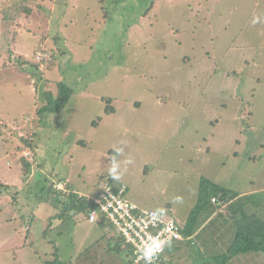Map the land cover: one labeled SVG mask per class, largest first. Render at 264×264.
Wrapping results in <instances>:
<instances>
[{
	"label": "rangeland",
	"instance_id": "obj_1",
	"mask_svg": "<svg viewBox=\"0 0 264 264\" xmlns=\"http://www.w3.org/2000/svg\"><path fill=\"white\" fill-rule=\"evenodd\" d=\"M188 1L197 10L204 6L203 0H129L122 15L119 11L113 13L108 0L104 9L99 0H34L29 12L21 10L27 2L0 0V181L10 186L7 194L0 193V264H43L44 251L50 252L48 246L40 250L47 236L30 247V243L21 247L26 235V220L19 219L22 206L40 212L41 229L57 225L51 236L57 242L55 253L65 264H73L70 256L75 259L81 251L102 255L95 264H113L107 242L111 236L103 237L110 231L104 224L88 221L83 213L63 220L57 216L61 214L60 206L52 211L47 205L53 207L54 201L48 197L55 196L47 192L48 200L41 205L29 193L28 187L33 184H29L28 175L36 164L30 165L28 173L21 165L22 159L30 161L26 156L36 151L40 152L38 159H44V168H40L44 173L36 175L43 176V182L49 179L54 188L60 185L66 191L70 184L81 195L91 197L93 191L86 187L93 183L87 182L89 174L86 176L81 168L115 172L120 180H131L136 200L146 208L175 201L182 218L188 206L195 203V180L201 176L230 189L249 187L252 180L255 183L249 191L264 186V25L259 23L264 22V0L257 4L256 0H225V5L232 8L233 31L237 25L243 30H235L227 38L241 37V45L246 47L251 42L252 48L244 54L243 48L238 52L231 48L230 55L226 53L230 58L222 62L225 44L219 36L214 47L210 36L201 30L197 36L199 46L191 42L181 47L177 44L179 37L172 28L196 22L195 13L186 6ZM209 1L220 6V0ZM224 19L221 18L222 25ZM213 25L219 31L220 19ZM43 51L55 57L56 64L50 70L45 62L38 68L31 64L37 63ZM66 60H71V68L80 74L78 79L70 78L75 86L70 105L65 108L70 109L56 115L64 128L63 136L58 137L49 128L40 129L30 123L36 118L32 101L41 86L32 74L49 80L46 86L57 92L56 82L66 81L58 64ZM235 71L238 80H224V73ZM101 97L111 98L109 106L114 112H105L107 103ZM98 117V126L93 127ZM16 118L28 129L16 125ZM212 122L216 124L213 129ZM242 126L247 134L239 138L235 133ZM185 133L195 142L207 138L202 145L209 146L210 152L198 148L204 151L203 159L198 157L201 152L185 145ZM39 144L47 146L37 150ZM53 147H67L69 152L64 154ZM112 149L120 155L111 164L107 159ZM252 154L256 161H251ZM58 173L67 178L68 185L58 182ZM13 197L16 201L11 206ZM254 197L260 198L257 195L252 200ZM64 199L62 196L61 201ZM257 202L264 212V201ZM220 210L225 215L226 206ZM224 221L223 217L215 221L219 233L213 226H206V231L200 233L205 261L193 255L191 248H183L177 252L182 255L174 264H214L208 256L224 252L230 242V223L223 226ZM254 255L253 264H264V255ZM243 258L231 264H244Z\"/></svg>",
	"mask_w": 264,
	"mask_h": 264
},
{
	"label": "trees",
	"instance_id": "obj_2",
	"mask_svg": "<svg viewBox=\"0 0 264 264\" xmlns=\"http://www.w3.org/2000/svg\"><path fill=\"white\" fill-rule=\"evenodd\" d=\"M24 3H26L23 7H21V10L29 12V9L31 8V4H33L34 0H22ZM129 0H108V3L112 6L113 13L119 11V13L122 15L125 14V11L127 10L126 6L129 3ZM100 6L103 7L104 2H107V0H99ZM209 0H203V8L197 10L194 8V4L192 2L186 4L187 8H189V11L195 13L196 22H192L193 24H188V26H179L176 25L172 28L173 34L178 36L179 38L176 39L177 44L179 47H181L185 42H191L192 46H199V43L197 42V36L198 34H202L199 32L200 30L208 36H210L211 44L214 47L216 45L217 36H219V39L223 40L224 48L223 53L221 54L222 58L220 57V62L228 57L226 53L230 55V50L233 48L236 52H238L241 48H243V54L246 53V51L250 50L252 48L251 42H248V44H245L246 41H244V44L246 47L241 45V37L236 38V36H232L231 38H227L229 33H233L235 30H242V27L237 25L236 29L233 31L232 27H234L233 21H231L232 14H230L231 7L228 6V4L225 5V0H220V6L209 4ZM237 7L239 8V2L236 1ZM258 3V0H256V4ZM199 4V3H198ZM209 4V5H208ZM222 4V7H221ZM99 5V3H98ZM77 6V4H76ZM150 7V6H149ZM16 8V7H15ZM18 8H16L17 10ZM104 9V7H103ZM107 19L108 12H106ZM183 14H185L183 12ZM231 15V17H229ZM149 16L152 18V14L149 13ZM260 15H258L259 18ZM227 17L229 19H227ZM190 18V17H189ZM221 18H225L223 21V25L221 22ZM220 19V30L216 31V27L213 25L215 20ZM131 20V19H129ZM128 20V21H129ZM191 20V19H190ZM125 21H123L122 25L125 26ZM261 25H264V22H260ZM243 27H246L244 25ZM127 31V29H126ZM227 32L226 34L223 32ZM240 33V32H239ZM242 33V32H241ZM172 34V35H173ZM263 38L262 44L264 45V32L261 36ZM182 38V39H181ZM238 41V42H237ZM160 44V42H159ZM236 44V45H234ZM248 45V46H247ZM163 46V45H162ZM248 47V48H247ZM181 49V48H180ZM233 51V52H235ZM188 58V57H187ZM219 59V57H218ZM55 57L48 55L47 52L43 51V55H40L39 59H37V63H31L35 68H38L40 64L46 63L47 64V70H50L54 67ZM67 62L63 64H58V70L60 72H63V74L66 75V81L59 80V82H56L55 89L57 92L50 90V86L47 87L46 83L49 80L40 79L37 77V73H33L32 76L35 77L36 81L41 83L40 89H38V94L36 93V99L34 98V101H32V104L36 106V109L34 110L36 118H32L30 123H34L38 128L46 127L49 128L53 133H56L58 137L63 136V122L58 121L56 115L59 112L68 111L70 108H66L67 104L70 105V96L75 91L74 84L70 81V78L78 79L77 76L80 74L75 73L73 68H71V60H66ZM217 61V58L215 59ZM243 71V70H242ZM238 71H235L234 73L225 74L224 73V80L231 78L232 81L238 80L239 74ZM41 75L42 73H38ZM54 83V82H53ZM46 89V90H45ZM80 89V88H78ZM81 89H85L82 87ZM226 89L228 90V87L226 86ZM40 90V91H39ZM80 91V90H79ZM229 92V91H228ZM231 94V92H229ZM102 101H106V113L109 111L114 112V108L111 105L112 100L111 98H103L101 97ZM110 108V109H109ZM20 115V114H18ZM101 117H98L92 122L93 127H97L98 123L100 121ZM20 119L16 118L15 123L16 125L21 126L22 121L19 123ZM216 123H218V120H215ZM19 123V124H18ZM62 126V127H61ZM216 126L215 123H211V128L213 129ZM238 127V124L236 125ZM22 128L28 129L26 127L21 126ZM63 128V129H62ZM248 128V127H247ZM52 129L55 131H52ZM24 130V129H23ZM66 132V130L64 131ZM183 132H186L183 130ZM236 136L238 135L239 138L242 136H245V132H243V126L242 129H238L236 131ZM248 132V131H247ZM187 140L185 141V145L188 147L195 149V152H201L198 154L199 159H203L202 152L199 151L198 148L201 147L202 149L205 148L202 143L207 138H202V140H197L196 142L193 140V138L189 139L188 134L185 133L184 136ZM205 137H209V135H206ZM237 143H240V139L235 140ZM6 142V141H4ZM209 142V140H208ZM86 147V144H79ZM261 145V144H260ZM259 145V146H260ZM47 145L39 144V147H35L37 150L44 148ZM28 147H30L28 145ZM54 148V147H53ZM57 151H60L64 154H67L69 152V149L67 150V147L63 149H59V147L54 148ZM194 152V153H195ZM205 152H210V147L207 146L205 148ZM169 153H167L168 155ZM40 155L39 151L34 152V154L28 155L26 158H29L28 160L22 159V165L21 169L28 173V169L31 164H36V168L33 169L34 172H31L28 176L29 184L28 189L30 190L29 193H32L34 195L35 200L39 201L40 204L44 199L47 198V192L52 194V196H55V198L48 197L49 199H53L54 205L50 209L52 211H56L59 206L61 210V214L57 216H61L62 218H68L71 216V218H75V216L79 214H85L87 215V219L89 218V215L96 211L98 212V205L96 204V199L106 190L108 189L109 192L113 193L116 196H119L123 200H126L128 203L132 205L131 214L132 216H138L139 214L149 211V210H156L159 213L162 214L165 221H173L175 222L178 227L180 228V232L183 236V238L180 241H169L168 245L165 248V251L162 252L159 255V259H161L159 264H174V262L179 260V257L182 255L177 254V252H181L183 248H191L192 254L197 255V258L202 259L203 255L205 254L202 251V242L203 238L200 234L204 231H206L207 227L213 226V229L219 233V227L215 225V221L218 219V217H223L225 219L224 223L221 225L225 226L227 222L230 224L228 225L229 230L227 231L230 233V242L225 249L224 252L219 254H213L209 255L208 259L209 261H212L214 264H231L234 260L241 262V258L244 259V264H247L248 262H251L250 264H253L255 261L254 254L260 253L264 255V212L262 210V206L257 201H264V186L260 188V190L257 191H249L248 188L255 183L254 180L251 181V185L249 187L247 186H240L238 188L230 189L226 185H223L218 182H214L213 180L207 178L206 176H201L198 180H195V182H198L197 184V191L198 195L196 197L195 203L192 206H188L187 208V214L182 218L179 214V205L175 201H162V204H160L159 208H146L143 203H139L135 197V191L132 188L131 180L129 178L123 179L122 178V172L119 173V177H121L123 180H120L114 173L106 172L105 170H95L93 172L87 171V169L81 168V171L86 172L87 182L92 184L91 187H86V189H92L93 194L91 197L87 195H81V192L78 190L76 191L72 185L69 184L70 188L66 189V191H63V189H55L53 182H43L46 180L43 176L40 177L39 174L41 172L44 173L41 167L44 168V159L40 160L38 159ZM119 152L117 150H109L108 151V159L107 162L113 163L116 161L119 157ZM234 156L238 157V153L235 151ZM253 158L251 161H256V155L252 154ZM182 155H180V158ZM251 157V156H250ZM189 158V157H186ZM191 160V159H189ZM57 168L59 167V159H57ZM182 162V161H181ZM101 163H99L100 166ZM40 169V170H39ZM37 171V173H36ZM35 174V175H34ZM34 175V176H33ZM58 176V177H57ZM59 173L55 175V177L59 178L58 182L63 183L65 182L68 185L67 178L65 177H59ZM131 177V176H130ZM64 178V181L63 179ZM42 181V184L39 182ZM39 182V184H38ZM46 183V184H45ZM243 184V183H242ZM10 186L7 184H4L0 181V193L7 194V191L9 190ZM89 190V191H90ZM19 194V192H16V195ZM46 194V195H45ZM259 195L260 198L257 199V197L252 200L253 196ZM65 196L64 201H61V197ZM1 197V195H0ZM47 198V200H48ZM257 199V200H255ZM14 201H16V198L13 197L11 206L14 205ZM13 204V205H12ZM45 203H42L43 205ZM226 206V212L225 215H222L220 208H224ZM220 207V208H219ZM45 210V208H43ZM37 210V209H36ZM49 210V208H48ZM20 211L23 212L19 219L21 221L26 220V235L23 239V244L21 247L25 244H29V247L31 245L37 244L39 240L44 239V237H48V240H44L45 244L40 246V250L43 251L44 248L50 247V252L47 250L44 251L45 253V259L43 264H65V261L62 262L59 255L55 253V246L57 242L53 241L52 238V232L53 229L55 230L56 224H51L49 228L45 227L44 229H41V221L38 215L39 213H36L35 211H32L30 206H22L20 208ZM69 213V215H67ZM35 214V217L34 215ZM99 218L96 223L104 224L111 233V237L108 239V243L111 245L110 252L113 256V264H155L154 262L146 263L145 261H141L140 263H135V259L133 258L134 255V246L131 243H127L121 233L117 230V228L114 226V224L111 222V220L108 217L107 212L99 213ZM29 218V219H28ZM63 218V220H64ZM28 219V220H27ZM55 221L56 219H52ZM62 221V219L60 220ZM220 225V226H221ZM207 226V227H206ZM47 228V229H46ZM36 235L34 234H37ZM109 234H105L108 236ZM51 237V239H50ZM54 237H57L54 236ZM189 238V239H186ZM196 238V239H195ZM29 241V242H28ZM55 243V244H54ZM200 243L199 246L197 244ZM25 247H28L27 245ZM72 251V250H71ZM98 253V251H96ZM73 254V253H72ZM86 252H80L78 256L75 257V259H72V256H70L71 261L73 264H95L98 260L102 258V255L97 256L96 254H90ZM249 255V257H248ZM243 256V257H242ZM251 257V258H250ZM158 259V260H159ZM204 260V259H202ZM205 261V260H204Z\"/></svg>",
	"mask_w": 264,
	"mask_h": 264
},
{
	"label": "built area",
	"instance_id": "obj_3",
	"mask_svg": "<svg viewBox=\"0 0 264 264\" xmlns=\"http://www.w3.org/2000/svg\"><path fill=\"white\" fill-rule=\"evenodd\" d=\"M98 212H107L108 217L127 243L134 250L135 263L145 261L159 264V255L164 252L169 241L182 240L180 228L173 221H165L156 210L145 211L132 216V205L107 189L96 200ZM93 211L89 219L94 220Z\"/></svg>",
	"mask_w": 264,
	"mask_h": 264
},
{
	"label": "clouds",
	"instance_id": "obj_4",
	"mask_svg": "<svg viewBox=\"0 0 264 264\" xmlns=\"http://www.w3.org/2000/svg\"><path fill=\"white\" fill-rule=\"evenodd\" d=\"M62 183V182H61ZM57 188L61 189L62 187L60 185H56ZM96 212V211H95ZM90 216V215H89ZM98 218H99V215H98V212H96V216H95V219L92 220V222H97L98 221ZM88 221H90V219L88 218ZM123 237V236H122ZM183 237V236H182ZM124 239V238H123ZM185 239V238H183ZM186 239H189V238H186ZM177 241H180V240H177ZM165 251V250H164ZM135 256H133L134 258ZM161 261V259H159V262Z\"/></svg>",
	"mask_w": 264,
	"mask_h": 264
},
{
	"label": "crops",
	"instance_id": "obj_5",
	"mask_svg": "<svg viewBox=\"0 0 264 264\" xmlns=\"http://www.w3.org/2000/svg\"><path fill=\"white\" fill-rule=\"evenodd\" d=\"M62 185H63V183H61ZM111 235V233L108 235V236H110ZM106 235L104 234V236L103 237H105ZM55 244V243H54ZM49 246V245H48ZM82 252V251H81ZM71 256H73V255H71Z\"/></svg>",
	"mask_w": 264,
	"mask_h": 264
}]
</instances>
